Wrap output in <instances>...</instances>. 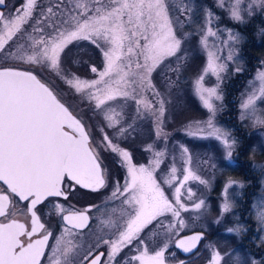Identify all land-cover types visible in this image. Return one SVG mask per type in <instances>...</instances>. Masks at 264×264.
<instances>
[{"label":"snow or ice","instance_id":"snow-or-ice-1","mask_svg":"<svg viewBox=\"0 0 264 264\" xmlns=\"http://www.w3.org/2000/svg\"><path fill=\"white\" fill-rule=\"evenodd\" d=\"M9 2L0 0V54L16 62L0 66V264H120L117 258L126 248L138 254L124 264H166L171 236H179L186 227L181 213L190 207L199 212L205 206L204 199L191 206L184 202L182 197L192 200L196 195L190 187L185 190V185L190 180L205 185L207 181L190 167L186 147L181 146L186 156L182 171L175 166V157L172 166L161 171L166 152L148 145L153 159L137 166L120 141L136 130L138 120L149 117L154 119L157 137L163 133L168 101L153 74L168 68L172 58L184 59V45L195 35L206 52V63L192 87L208 115L190 122L186 131L215 138L230 160L237 141L217 126L216 102L223 100L222 74L229 62H238L240 35L227 29V38L221 39L223 32L213 27L219 16L207 8L197 31H184L191 26L184 18L193 12L187 0H56L47 7L38 0H22L11 8ZM217 7L243 24L257 10L264 13V0H217ZM81 41L99 49L103 57L101 66L88 64L94 74L88 78L66 73L64 68L66 49ZM24 64L59 77L79 97L80 111L39 72L18 66ZM172 70L178 71L179 65ZM206 77H215L217 83L206 86ZM249 87L240 105L241 119L264 126L257 105L264 102V69L257 71ZM85 107L93 117L101 118L95 132L81 115ZM104 153L119 157L117 162L127 169L124 182L112 185L109 201L119 200L120 205L112 208L107 220L92 215L100 206L77 208L70 201L78 189L99 192L109 186ZM169 189L171 195L166 194ZM49 204L48 215L57 219L56 230L43 221L40 206ZM231 208L226 197L221 212ZM18 213L29 224L16 219ZM94 219L103 226L101 231L106 228L108 232L93 233L95 240L86 242L84 230ZM256 219L264 226V204ZM228 231L239 234L241 229ZM161 235L163 242L158 239ZM202 239L203 233H194L178 239L176 247L195 255ZM150 241L157 244L151 251ZM102 247L107 251H99ZM208 264H224L219 250L213 249Z\"/></svg>","mask_w":264,"mask_h":264},{"label":"rangeland","instance_id":"rangeland-1","mask_svg":"<svg viewBox=\"0 0 264 264\" xmlns=\"http://www.w3.org/2000/svg\"><path fill=\"white\" fill-rule=\"evenodd\" d=\"M22 0H10L9 7L13 6H19L21 4ZM56 0H38V4L47 7L50 4L55 3ZM187 3L190 5V7L193 9V12L185 17L184 19L191 21L190 27H185L184 31H189L195 33L198 29V25L200 22L203 21L204 13L203 9L207 8L212 10L215 14L219 16L218 20H213V27L219 28L220 31L223 32V36L221 39L227 38V29H231L233 32L238 33L241 37L239 44L236 46L237 48V59L238 62H229L228 69L225 73L222 74V82L220 83V91L223 96V100L217 101V106L219 108V111L217 112L215 122L217 126L221 127L225 131L230 133V138L234 137L237 141V144L235 145L234 151L232 153V157L230 160L225 159V150L222 146V144L217 141L213 137L208 138H201L200 136H192L189 135L186 131V126L194 121V120H203L207 118V111L204 109L201 105L200 100L198 97L194 94L193 91V82L197 75H195L192 81V84L190 86L189 92L192 90L191 94H193V97L195 98L196 102L198 103L199 110L196 111L195 116L193 114L189 115L188 113L183 114V116H179L178 119L172 120L168 116L170 112H168V108H170L172 104V98L176 100L175 94L172 95L170 92V89L168 90L167 83L171 82L172 87L176 85H180V61H176L175 58H172V62L169 64L168 68H166L163 72H160L159 75L154 73L155 82L160 87V90L164 93V98L168 101L166 104V112H165V122L163 125V133L157 137L156 135V127L154 123V119L152 117H149L144 120H138L136 122L137 126L142 121L146 123L145 125V137L146 141L141 144L143 151L140 150H131L135 147L134 142L126 143V145H129L130 147H126L124 142H127L125 140H121L120 144L125 150L129 151L132 156V163L139 166V165H148L149 161L153 159V153L146 150V147L148 145H151L154 150L156 151H164L167 154V160L164 164L161 165V171L166 170L167 168H170L173 164V157H175L174 163L175 166L182 171V169L186 166L185 165V159L186 156L182 155V148L186 147L189 150V154L191 156V164L190 167L192 170H194L198 175H200L204 180L207 181V184H200L198 181H189L185 185V190L187 188H192L193 191L196 193V195L192 198V200H188L186 196L182 197L184 202L191 206V204L194 201H198L199 199H204L205 206L199 211L196 212L194 210H190L188 212H182L181 215L185 220L186 227L183 230H180L179 235H184L193 231H201L204 234V238L202 240L201 247L199 246L198 250L196 251L194 255V259H187V260H178L177 262L172 261H166V264H208V260L210 259L212 255L213 249H217L221 252L222 256L224 257V264H264V259L262 260V257L257 256V253H259L258 247H260V250L262 251L264 249V226H261L258 224L256 219V213L260 210V206L264 204V169L261 174V186H260V193L251 200V203L249 206H244L245 200L243 194V188L245 187L244 183L240 180H236L235 177L227 178L223 182V185L221 186V190L218 193V198L214 200V206L213 211L210 213L209 217L204 216V212L207 210V207H209V204L206 203V198L211 192V188L214 185V181H216L217 176H219L218 173L222 171V165L225 163L228 164H234L238 160H242V155H239V151L241 150L240 145L243 144V140L239 138L238 133H243L244 129L240 128L246 127L247 125L251 127H263L261 129L260 134L263 137V144H264V126L261 125H254L253 121L250 119H241V112L242 109L240 107L242 99L246 98V95L249 91H251L249 84L252 82L256 76V73L260 69H264V63L259 64H251L250 68L246 71L244 68L246 66V61H244V43H245V27L250 24L254 23L255 26L258 28V32L256 33L257 41L260 39V35L262 36L264 33V13H261L259 10H257L256 14L253 15L251 18H249L245 23L240 24L237 23L229 18V16L219 9L217 7V0H187ZM39 11V9L37 10ZM193 21H197V24H193ZM255 35V34H254ZM262 41V40H261ZM87 42V41H84ZM89 43V42H88ZM216 43L219 45V41H216ZM70 47V45H69ZM70 48L66 49L67 56L64 59V68L66 73H76L77 75L81 76L82 78H88L91 76H94V74L90 73L88 69V60L84 57L83 59L78 60V62L72 63L74 60L73 56L71 55ZM99 61L97 63V66L102 65L103 57L99 51ZM191 51L194 53L195 57V63L198 64V61L201 63V65L198 67V73L201 72L203 67L206 63V52L199 46L197 42V37L194 36V42L191 47ZM191 52V54H192ZM228 52L227 46H224L223 48V54L226 55ZM185 58V54H184ZM198 60V61H197ZM178 62V64H177ZM16 63L14 61L9 60L6 57H3L2 54H0V66H3L4 64H13ZM165 63H168V61H165ZM77 64L79 66H77ZM96 65V64H95ZM179 65L178 71H173L172 69H176ZM23 70H33L36 72H39L41 77L49 83L51 87H53L55 90H57L60 94L63 95L64 100L73 106L76 111H80L82 105L79 100V97L72 94L71 91L68 89L67 85L57 76H55L53 73L48 72L47 70H41L39 68H36L32 65L24 64V65H18ZM237 68H240V71H236ZM197 73V74H198ZM243 78V79H242ZM206 86H214L217 81L215 77H206L205 80ZM258 83V82H257ZM166 84V86L164 85ZM239 85L238 91L236 95H230L228 97L225 96L224 92L226 88H229V86L234 88L235 86ZM177 87V86H176ZM182 87V86H181ZM178 88V87H177ZM170 92V93H169ZM177 93V92H176ZM149 98H151V93L147 94ZM179 105L177 107H182L181 101H177ZM190 103L191 100H189ZM260 101L257 102V105ZM168 105V106H167ZM172 108V106H171ZM170 108V109H171ZM184 108V107H183ZM126 111H129V109H125ZM261 114V113H260ZM81 115L84 116V119L93 126V131L100 126V120L99 117H93L92 113L87 110L85 107L84 111L81 113ZM262 115V114H261ZM247 123V124H246ZM138 128V127H136ZM148 129V130H147ZM192 131H195L193 128ZM237 131V132H235ZM249 136L252 135V131L247 132ZM132 135V133H131ZM130 136V135H129ZM123 142V143H122ZM138 144V142H136ZM198 144V147H196ZM199 146H203L202 148H199ZM250 158L243 157L244 160H252L254 158L252 155H249ZM105 157V164L108 168V173L111 177V181L108 187L100 190L99 195H97L96 198H99L103 200V205L100 207V211L93 210L92 215L94 217H97L99 219H105L107 220L109 216L112 214V208L118 207L120 205V201L116 200L114 202L109 201V197L111 196L112 191V185L115 183V181L119 180L121 184L124 182V178L126 176L127 169L124 167H121L120 164L117 162L119 160V157H116L114 154L104 153ZM254 160V159H253ZM255 165H252L253 167L257 166H263L264 168V162L260 163H254ZM215 165V167L213 166ZM117 167L119 169L117 170ZM216 172V174H215ZM159 175V172L157 173ZM177 175H180V172L177 173ZM235 179V180H234ZM229 181H232L231 186H229ZM167 187V186H165ZM225 189H227V192L225 193ZM166 194L171 195L172 190L169 189ZM231 202L232 208L231 211L228 213H222L221 212V206L225 200V198ZM91 199L90 196H85L84 194H80L79 192H76L72 197H70V201L72 204H75L77 208H82L84 204H87L89 200ZM102 202V201H101ZM96 202H94L95 204ZM97 205V204H95ZM211 205V204H210ZM247 205V203H246ZM52 205L49 204L46 208L44 206H41L42 208V217L43 221L46 222L48 225H50L54 230L57 229V219L53 216H49L48 212L49 209H51ZM243 209V210H242ZM242 210V211H241ZM219 220V223L216 221ZM251 226V231H254L255 234H251L250 237L246 238V246L250 248H253V253L249 252L250 256L247 254H232V250L230 247H226V244L223 243L224 240H222L221 236L222 234L213 233L215 229H218L221 232L228 233L230 235L237 236V239L240 238L241 234H245V232L248 233L249 227ZM95 227H98L100 230L103 227L98 223V220L95 219ZM239 227L241 229L240 233H234L229 232V228H235ZM105 233L108 232V229L103 230ZM104 233V234H105ZM221 235V236H220ZM179 236L172 235L169 247L173 246L174 241ZM160 238H162V242L164 240V235H161ZM236 240H233L230 238V241L227 244H234ZM161 242V241H160ZM51 243V241H50ZM153 242L150 241V251L155 249L156 246H152ZM262 248V249H261ZM258 250V251H257ZM255 252V254H254ZM133 254L136 253L134 249ZM229 254V255H228ZM232 254V256H230ZM230 257V258H229Z\"/></svg>","mask_w":264,"mask_h":264},{"label":"trees","instance_id":"trees-1","mask_svg":"<svg viewBox=\"0 0 264 264\" xmlns=\"http://www.w3.org/2000/svg\"><path fill=\"white\" fill-rule=\"evenodd\" d=\"M194 23L197 24V21H193V24ZM255 25L256 24L254 23H250L244 29L245 30L244 37L246 40H245L244 49H243V51L245 52L243 59L244 61H246V66L244 68L246 71L250 68L251 64L256 65V64H259L260 62L264 63V33H261L263 35L262 36L260 35V39L259 41H257L258 38H256L257 36L256 33L258 32V28ZM194 36L195 35L190 36L184 45L185 58L181 59L179 63V65L181 66L180 67L181 74H180V81H179L180 85H176L178 88L176 86H174V88L173 87L168 88V90L170 89V92L172 93V95L175 94V98H176V100L172 98V104H171L172 108L171 106H170L171 109L168 108V112H170L168 116H170L169 118L172 120L178 119L179 116L181 115L183 116V114L185 113H188L189 115L193 114V116H195L196 111L199 110L198 103L193 97V94H191L192 90L189 92L190 86L194 79L193 77L197 75L198 67L201 65V63L198 60H197L198 64L195 63L196 59L194 57V53L191 51V47L194 42ZM69 48L71 51L70 53L74 58V60L72 61L73 64H75L74 62H78V60L83 59L84 57L88 56L89 58H86L88 62L97 65L100 55H99L98 50L90 43L81 41L79 45L71 44ZM77 66L79 65L77 64ZM164 85L166 86V84ZM238 87L239 85L235 86L234 88L233 87L231 88L230 86L229 88H226L224 92L225 96L228 97L230 95H234V94L236 95L238 91ZM178 100L181 101V103H183L182 107L180 108L177 107L179 105V103L177 102ZM189 100H191L192 103H190ZM258 107L262 109L261 114L264 115V102L260 101L258 103ZM145 124L146 123H144L143 121L139 123V125L137 126L138 128H136V130L132 132V135H130L127 138L126 140L127 142H124L126 147H130L129 145H126V143H129L128 141L134 142L135 147L131 149L132 151L133 150H135V152L137 150H140L141 152L143 151L142 149L143 147L141 144H143L147 140L145 137V128H146ZM240 128L244 129L243 130L244 132L237 134V136L239 135V138L243 140V144L240 145L241 150L239 151V155L240 156L242 155L243 157L247 159L250 158L249 155H252L254 158L251 157L252 160H244L242 157V160L240 159L236 161V163L234 164H228L224 162V164L222 165L223 166L222 171L218 173L219 176H217L216 181H214V185L211 188V192L206 198V203L211 204V205L209 204V207H207V210L204 212V216L207 218L209 217L210 213H212L214 209L213 208L214 200L218 198V193L221 190V186L223 185V182L227 180V178L233 179L235 177L236 180H240L244 183L245 187L243 188L242 191H243V194H245L244 206L246 207L249 206V204L251 203V200H253V198L260 193V186L262 184L261 174L264 168L263 166H257L256 168V167H253L252 165H255L254 163L256 162L257 163L264 162V144H263V137L260 134L261 129L263 127H260V126L251 127L247 125L246 127L241 126ZM249 131L253 132L252 133L253 136L248 135L247 132ZM136 142H138V144ZM196 147H198V144ZM202 147L203 146H199V148H202ZM118 169L119 167H117V170ZM248 225L249 224H247V226ZM248 227L250 228L248 233L245 232V234L244 233L241 234L240 238L238 239H237V236L221 232L218 229V227L212 232L217 233V234H222V236L221 235L220 236L222 240H224L223 243L226 244L227 249L228 247L231 248V250L233 251L232 254H234V256L236 254L249 255L250 254L249 252L253 253L252 251H250L253 248L249 249V247L246 246L247 244L246 238L250 237L251 234L254 233V231H251L252 229L251 226H248ZM256 235L257 234H255V236ZM230 238L233 240H236L235 242L233 241L234 244H227L230 241ZM158 239L159 241L162 242V238L159 237ZM152 246L157 247V244L155 243ZM257 249H259V253H257V256L258 255L259 257L264 256V249L262 251L260 250V247H258ZM232 254L230 256H232ZM165 258L167 261L177 262L178 260H187L189 258L194 259L195 257L194 255H191L189 257H183L175 250L173 246H170L165 252ZM263 259L264 258L262 257V260Z\"/></svg>","mask_w":264,"mask_h":264},{"label":"flooded vegetation","instance_id":"flooded-vegetation-1","mask_svg":"<svg viewBox=\"0 0 264 264\" xmlns=\"http://www.w3.org/2000/svg\"><path fill=\"white\" fill-rule=\"evenodd\" d=\"M77 192H79L80 194H84L86 197L87 196L91 197L89 202L87 204H84V206L82 208H85L88 205L97 204L100 207L103 205V200L100 199L99 196H98V198H96L97 195H99L100 191L99 192H90L88 190L78 189ZM50 199H56V198H50ZM94 202H96V203L94 204ZM41 206H43V205H41ZM16 219H18L22 223L29 224V220L25 216L19 215V213L17 214ZM84 232H85L84 240L86 242H93L95 240V235L93 233H95L96 235H104V233H105L104 231H101L98 227H95V219L90 221V228L89 229H85ZM99 251L106 252L107 249L102 247V248L99 249ZM133 253H134V249L130 250L129 248H126V249L123 250V252H121L120 256L117 259L120 260V264H124V261L129 256L133 255Z\"/></svg>","mask_w":264,"mask_h":264},{"label":"water","instance_id":"water-1","mask_svg":"<svg viewBox=\"0 0 264 264\" xmlns=\"http://www.w3.org/2000/svg\"><path fill=\"white\" fill-rule=\"evenodd\" d=\"M22 70H23V69H22ZM84 190H86V189H84ZM88 191H89V190H88ZM194 233H203V232H201V231H193V232H190V233H187V234H184V235H181V236L177 237V239L174 241V243H173V247L175 248V250H176L181 256H183V257H189V256H191V255H193V254L185 253V252H183L182 249L177 248V247H176V241H177L178 239H181V238L185 237V236L193 235ZM203 238H204V234H203ZM202 240H203V239H202ZM202 240L199 242V245H198L197 249L195 250V252L198 250V248H199V246H200Z\"/></svg>","mask_w":264,"mask_h":264}]
</instances>
